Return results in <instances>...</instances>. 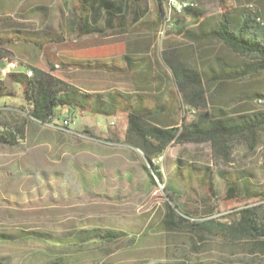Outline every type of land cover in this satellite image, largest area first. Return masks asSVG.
Returning <instances> with one entry per match:
<instances>
[{
    "label": "rangeland",
    "instance_id": "rangeland-1",
    "mask_svg": "<svg viewBox=\"0 0 264 264\" xmlns=\"http://www.w3.org/2000/svg\"><path fill=\"white\" fill-rule=\"evenodd\" d=\"M124 1L144 11L128 32L79 38L65 27L75 16L68 0H0V37L6 40L3 59L17 61L19 70L35 61L45 69L52 63L56 76L90 93L118 89L130 94L137 86L129 74L109 77L64 68L61 62L107 58L125 66V55L144 58L156 78L152 92L165 105L162 121L189 116L163 52H174L176 59L199 70H204L202 52L209 59L223 54L232 58V54L220 42L203 50L178 35L175 22H189L193 16L188 12H164L165 21L156 28L159 0ZM173 1L174 6H192L212 23L223 9L222 0ZM228 4L264 15V0ZM245 83L242 86L250 90H264V72ZM0 86L10 94L0 98V131L17 136L15 144H0V236L11 237L0 240V264H264V246L254 240H236L198 225L210 220L234 224L237 207L253 193H264V130L255 151L237 143L228 159L215 157L209 144H171L161 158L154 157L163 182L155 178L152 184L145 168L153 170V164L133 146L134 137L128 138L126 113L107 117L78 111L72 113L75 123L70 132L56 131L54 120H62L66 112L58 111L50 124L35 122L23 89L1 76ZM249 105L254 113L264 111L255 100ZM89 121L91 129L79 131ZM207 169L213 173L215 196L211 179L203 178ZM222 173L226 179L239 173L250 179L249 190L236 194L242 203L227 201ZM168 204L185 220L179 227L165 224ZM87 230L125 235L114 243L83 240L80 233Z\"/></svg>",
    "mask_w": 264,
    "mask_h": 264
},
{
    "label": "trees",
    "instance_id": "trees-1",
    "mask_svg": "<svg viewBox=\"0 0 264 264\" xmlns=\"http://www.w3.org/2000/svg\"><path fill=\"white\" fill-rule=\"evenodd\" d=\"M68 1L73 4L75 16L65 24V27L69 33L79 38L105 35L108 31L115 34L126 33L132 22H136L141 14H144L137 4L131 6L124 0ZM229 1L237 3L241 0H222L221 15L215 23H212L190 5L178 10L173 5V0H159L161 9L154 23L156 28L164 23L165 13L176 15L183 10L193 17L186 23L175 22L178 35L193 42L199 49L205 42H220L231 54L244 58L243 71H240V63L234 66L232 61L230 63L225 61L223 68L218 72L215 63L214 65L209 63L207 70H199L190 68L176 59L174 52H163V60L173 75L180 99L186 103L189 110V116L186 114L180 120L171 123L162 121L161 116L165 105L162 97L152 92L156 88V78L148 72L144 58L135 59L125 55L124 67L115 61L109 65L102 59L87 61L67 59L61 62L64 68H106L114 73L129 74L137 86V90L130 94L118 89L90 94L82 93L78 88L54 74L55 65L48 63L49 69H45L36 61L28 67L33 70V77L18 72L9 75L7 81L23 89L24 99L32 107L29 110L30 116L42 124H49L55 112L63 107H68L70 110L87 109L93 114L107 117L126 113L128 138L134 137L136 144L134 143L133 146L138 147L153 164V170L149 167L145 168L152 184H156L155 178L163 182L161 170L153 163L154 157L161 158L171 144H209L215 157L225 159L230 157L237 143H246L250 151H255L258 145V133L264 130V111L236 119L223 110L210 106L218 81L264 72V15H258L250 9L232 8L228 4ZM130 15H133L132 20L129 18ZM57 40L63 42L64 38L58 37ZM5 41L0 37V60L3 59L1 48L6 44ZM30 42L41 47L33 40ZM9 96L5 88L0 86V98ZM16 141L17 136L12 131H0V144L12 145ZM212 176V170L207 169L203 178L207 182L211 179L209 185L215 196L216 190ZM220 176L226 179V174L222 173ZM226 181L229 196L227 201L242 203V200H237L236 194L244 189L249 190L250 179L245 177V173H239L237 177H231ZM262 200H264V193L250 195L245 205L237 207L238 220L234 224H219L210 220L198 225L217 230L236 240L252 239L264 246V204L255 203ZM251 201H254L253 206ZM167 209L165 224L179 227L185 221L184 218L179 216L171 205L168 204ZM80 234L83 240H102L106 243H114L125 235L115 230H87ZM10 238L0 236V240H10Z\"/></svg>",
    "mask_w": 264,
    "mask_h": 264
},
{
    "label": "crops",
    "instance_id": "crops-1",
    "mask_svg": "<svg viewBox=\"0 0 264 264\" xmlns=\"http://www.w3.org/2000/svg\"><path fill=\"white\" fill-rule=\"evenodd\" d=\"M212 42H214V41L205 42V44H203V46H201V49L204 50L205 48L208 47V46L206 47V45L209 44V43H212ZM190 43H191V46H192V44H194L193 42H190ZM200 58H201V63H202V67H203L204 70H207V66L210 65L209 63H212V65H214V63H215V67L217 68V71L219 72L223 68L225 61H227L229 63L232 61L234 66H236L237 63H240V71H243V69L245 67L244 64H243L244 58H240V57L237 58V56L235 54H232V58L229 57L228 55H224L223 54V55H216L212 59H209L206 56V53L202 52ZM94 59H102V60L108 62L109 65H111L113 63V61H109L110 59H107V58H78L77 60L87 61V60H94ZM121 66L124 67L123 65H121ZM186 66H188L190 68L194 67L189 61L188 62L186 61ZM27 69L28 68L19 70V72L26 73ZM75 70L76 71H89V72L92 71V72L104 73L106 75H109V77L112 76V75H117V74L120 75V74H122V73H114L112 70H109V69H106V68L105 69H97V68L80 69L79 68V69H75ZM258 74H260V73H258ZM258 74L257 73H253L252 75H249V76H240L239 78L218 81L216 83V91L214 92V94L212 96L213 97L211 99L212 101H210V106L211 107H215L218 110L219 109L223 110L224 112L228 113V115L233 116L236 119L238 117H241V116L254 114V111H253L252 107H250L249 104H251V102L254 101V99H258L259 97L262 98L264 96V90H259V89L250 90L249 86L248 87H244V85L242 86V84H247L245 82H247L250 79V77H255ZM16 86L20 87L19 85H14V87H16ZM73 86L78 88L82 93L90 94L89 91L84 90V89H82L81 87H79L77 85H73ZM257 104L264 109V106H262L259 103H257ZM60 110H61L62 113L66 112V115H64V118L62 120L61 119L54 120L53 123L56 124V125H60L62 123V121L67 116H71L75 120V117H74V115L72 113H75V112H78V111L82 112L83 114L88 112V113H90L92 115H96V114H93L92 112H90L87 109L86 110H81V109L70 110V108H68V107H63V108H59L55 112V116L54 117L57 118V113ZM34 121L38 122V123H41V122L36 121V120H34ZM90 124H91V121L81 124V126L79 128V131L85 130V129H89L90 130L91 129ZM261 131H259V133ZM259 133H258V138H259Z\"/></svg>",
    "mask_w": 264,
    "mask_h": 264
},
{
    "label": "built area",
    "instance_id": "built-area-1",
    "mask_svg": "<svg viewBox=\"0 0 264 264\" xmlns=\"http://www.w3.org/2000/svg\"><path fill=\"white\" fill-rule=\"evenodd\" d=\"M173 4H175V1H173ZM184 6H186L184 4ZM179 9L182 8V5H177L176 6ZM2 65L0 66V76L3 78L8 77L9 75L13 73H18L19 72V64L17 61L10 60L7 58L2 59ZM27 75L33 76V70L28 68L26 70ZM255 102L259 104H264V100L260 99H255ZM31 109L32 107L29 106ZM75 123V120L71 116H67L60 125H56V131H61V132H70L71 126Z\"/></svg>",
    "mask_w": 264,
    "mask_h": 264
},
{
    "label": "bare ground",
    "instance_id": "bare-ground-1",
    "mask_svg": "<svg viewBox=\"0 0 264 264\" xmlns=\"http://www.w3.org/2000/svg\"><path fill=\"white\" fill-rule=\"evenodd\" d=\"M262 100H264V97L263 98H261Z\"/></svg>",
    "mask_w": 264,
    "mask_h": 264
},
{
    "label": "flooded vegetation",
    "instance_id": "flooded-vegetation-1",
    "mask_svg": "<svg viewBox=\"0 0 264 264\" xmlns=\"http://www.w3.org/2000/svg\"><path fill=\"white\" fill-rule=\"evenodd\" d=\"M263 97H264V96H263ZM263 97H262V98H263Z\"/></svg>",
    "mask_w": 264,
    "mask_h": 264
}]
</instances>
